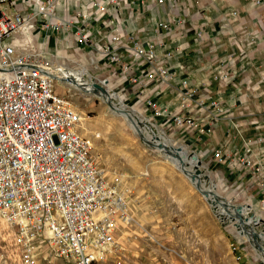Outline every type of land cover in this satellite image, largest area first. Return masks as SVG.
<instances>
[{
    "label": "rangeland",
    "instance_id": "1",
    "mask_svg": "<svg viewBox=\"0 0 264 264\" xmlns=\"http://www.w3.org/2000/svg\"><path fill=\"white\" fill-rule=\"evenodd\" d=\"M11 36L40 51L56 70L63 67L82 72V77L97 82L107 79L103 86L117 95L112 104L118 108L124 105L125 111L144 118L138 126L148 128L144 135L147 141L133 130V122L112 109L103 97L62 82L55 85V92L81 117L78 131L91 140L97 167L107 182L124 194L129 207L131 221L118 238L117 249L96 264H264V253L248 242L234 227V221L221 215V206L213 205L195 187L176 165L175 157L157 148L149 130L159 138L168 137L170 151L171 147L182 148L181 154L188 155L182 159L185 169H194L188 162L189 155H197L203 188H210L212 181L219 201L249 204V213H258L264 220V165L259 171L255 170L257 163L236 165L245 153L255 161L258 157L264 161L263 45L241 57L231 45L213 48L215 41L204 43L209 63L199 92L219 99L224 109L220 113L191 114L193 124H177L173 116L181 107L176 92L163 90L153 96L147 94L148 89L140 93L134 85H118L114 81L115 67L107 66L102 56L98 59L89 41L81 43V38L72 34L67 38L45 34L38 26L18 28ZM221 69L224 77H215ZM150 98L155 105L146 104ZM167 108L170 110L165 113ZM206 123L211 130L204 129ZM248 141L251 152L242 147ZM234 146L236 150L225 153L226 147ZM219 156H224L221 161ZM13 235L12 228L0 217V264H22ZM260 241L264 248V236ZM45 256V251L38 252L34 264H46ZM50 260L51 264H69Z\"/></svg>",
    "mask_w": 264,
    "mask_h": 264
},
{
    "label": "built area",
    "instance_id": "2",
    "mask_svg": "<svg viewBox=\"0 0 264 264\" xmlns=\"http://www.w3.org/2000/svg\"><path fill=\"white\" fill-rule=\"evenodd\" d=\"M92 2L96 19L105 22L104 30L110 23L118 25L117 0ZM60 4L61 0H0V217L14 232L22 264H34L43 251L46 264H51L50 259L99 263L115 252L131 221L124 194L107 182L92 158L90 139L78 131V112L55 92L53 67L40 51L11 36L18 28L34 26L45 34L58 33L76 18H88L74 12L70 20L61 22L56 19ZM106 18L113 19L106 24ZM157 29L168 32L170 23H160ZM77 35L81 43L93 45L91 34ZM101 37L106 40L100 54L115 67L122 85H134L140 93L148 89L147 94L156 96L160 86L172 79L166 64L172 51L163 40L142 42L135 37L124 46L121 34L111 40L107 33ZM223 74L221 69L215 77ZM177 95L181 107L173 116L177 124H193L191 114L224 109L219 99L199 92V86L187 80L181 82ZM146 104L155 102L150 98ZM204 126L211 130L210 124ZM245 150L252 151L250 141ZM241 162L248 166L253 159Z\"/></svg>",
    "mask_w": 264,
    "mask_h": 264
},
{
    "label": "crops",
    "instance_id": "3",
    "mask_svg": "<svg viewBox=\"0 0 264 264\" xmlns=\"http://www.w3.org/2000/svg\"><path fill=\"white\" fill-rule=\"evenodd\" d=\"M92 1L61 0L56 11L57 20L66 22L71 19V14L74 12H80L88 18H76V22L70 27L50 35L67 38L71 34L78 37L77 32L91 34L93 50L98 54V59L101 58V43L106 40L101 35L105 33L109 40L121 34L120 43L124 46H128L129 39L135 37L142 42L163 40L165 47L172 51V56L166 64L173 74L168 84L160 86L161 93L164 90L165 93L176 92L177 95L183 80L202 87L201 82L204 81L202 75L209 63V56H204L207 49L203 47L208 40L215 41L213 48L218 45H231L235 51H239L241 57L253 54L260 45L264 46V0H117L114 9L117 10L115 20L118 25L114 27L110 23L111 27L107 30H104L105 22L103 24L100 23L101 20L96 19L98 11L95 10ZM178 18L181 19L180 23L175 21ZM110 20L107 19L106 24ZM87 22L90 24L88 25ZM163 22L170 23L168 32L157 29V26ZM122 50L123 47L120 48V51ZM236 61L238 62L239 58ZM105 64L112 66L107 62ZM115 70L114 81L121 85L123 81ZM217 139L219 140L220 137ZM243 146L245 149V143L242 144ZM234 150L236 146L226 147L225 153L229 155ZM248 157L249 154L245 153L241 159ZM253 163H257L256 165L260 167L255 170L259 171L261 167L263 168L264 161L260 157L257 161L253 159ZM236 165L245 166L238 161ZM261 200L263 203L264 196ZM256 229L259 232L264 231L263 226H258ZM260 240H263L261 235L258 238L259 242Z\"/></svg>",
    "mask_w": 264,
    "mask_h": 264
},
{
    "label": "water",
    "instance_id": "4",
    "mask_svg": "<svg viewBox=\"0 0 264 264\" xmlns=\"http://www.w3.org/2000/svg\"><path fill=\"white\" fill-rule=\"evenodd\" d=\"M66 70H69L65 68ZM58 72V71H57ZM54 70L53 77L57 82H62L65 84H70L71 86H74L82 91L101 96L105 99V101L108 103V105L118 111L122 112L124 111L122 108H118L114 104H112V99L108 96V93L104 91V86L101 81L97 82L92 78L85 79L82 77L81 80L76 78V76L72 75L70 72L67 71V73L60 74L59 71L57 73ZM107 81V79H106ZM104 91V94L102 92ZM149 130L152 133L151 140L155 142V145L157 148L162 149L166 148V145L163 142H160L159 136H157L151 128ZM142 137L143 134H140ZM148 141V139H146ZM172 151H168L167 155H170L172 157H175L177 159L176 163L179 164V167L185 172V174L189 177L191 182L195 185V187L207 198L209 194L215 195L216 200L207 198L209 202H211L213 205L221 206L222 210L220 211L221 215H224L225 217L229 218L230 220L234 221L233 225L235 228L239 230L241 234L244 236H247L248 242L252 244V240H256L260 237V235L264 236V231L259 232L256 228L260 224H264V220L261 218V216L258 213H249V210L251 208V205L249 204H232L227 203L225 201H219L218 197L219 194L216 192H213L212 188L205 189L203 188V183L200 181L201 176V169L199 168V165L201 164V161L198 159L197 155L195 153H192L189 155V163L193 165L194 169L192 172L186 171V169L182 166V158L180 157L179 151L181 150L180 146H176L175 148L171 147ZM212 186V181H210ZM214 186V185H213ZM251 236V238H249ZM259 249L264 253V248L262 246H259Z\"/></svg>",
    "mask_w": 264,
    "mask_h": 264
},
{
    "label": "bare ground",
    "instance_id": "5",
    "mask_svg": "<svg viewBox=\"0 0 264 264\" xmlns=\"http://www.w3.org/2000/svg\"><path fill=\"white\" fill-rule=\"evenodd\" d=\"M27 30V29H26ZM28 32V31H27ZM51 67V66H50ZM53 70H55L56 72L58 71H61V72H59L60 74H62V73H67V71L68 72H70L72 75H74V76H76V78H78L79 80H81L82 79V72L81 73H79V74H77L76 72H74V71H72V70H66L65 68H59L58 70H56L54 67H53ZM57 72V73H58ZM101 83H103V85L105 86L106 84H107V82L106 81H103V82H101ZM74 87V86H73ZM104 91H106L107 93H108V96L110 97V98H116L117 97V95L116 94H112V93H110V91L108 90V89H106L105 87H104ZM104 91L102 92V94H104ZM124 105H122V106H120V108H122L123 110H124V107H123ZM120 114H122V115H124L126 118H128L129 120H130V123L131 122H133V124H132V127H133V130L137 133V134H143V136L144 135H146V133L145 132H147V129L145 128V129H142L141 127H139L138 125V122H141L142 120H144V118H140L136 113L135 114H132V112L131 111H122V112H119ZM80 117V116H79ZM80 119H81V117L79 118V124H80ZM79 124H78V126H79ZM80 127V126H79ZM145 137V136H144ZM146 138V137H145ZM147 139V138H146ZM91 141V140H90ZM160 142H163L165 145H166V148H162L161 149V151L162 152H164L166 155H167V153H168V151H169V138L168 137H166V136H160ZM91 144H92V142H91ZM174 148V147H173ZM181 152H182V148H181V150L179 151V154H180V157L184 160V158L187 156L188 157V155H185V154H181ZM176 165H177V163H176ZM186 171H188V172H192V171H190V170H187L186 169ZM214 183L212 182V186H210V188H212L213 189V192H216L215 190H214ZM217 193V192H216ZM218 194V193H217ZM207 198H210V199H213V200H216V196L215 195H212V194H209V196L207 197ZM246 238H247V236H245ZM249 238H251V236L249 237ZM252 244H253V246H254V248L255 249H258L259 248V243L257 242V239L255 240H252ZM262 255V254H261ZM262 257V256H261ZM264 258V257H263Z\"/></svg>",
    "mask_w": 264,
    "mask_h": 264
}]
</instances>
